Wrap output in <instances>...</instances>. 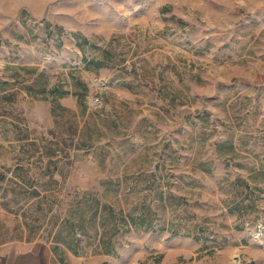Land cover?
<instances>
[{
    "label": "rangeland",
    "instance_id": "1",
    "mask_svg": "<svg viewBox=\"0 0 264 264\" xmlns=\"http://www.w3.org/2000/svg\"><path fill=\"white\" fill-rule=\"evenodd\" d=\"M0 264H264V0H0Z\"/></svg>",
    "mask_w": 264,
    "mask_h": 264
}]
</instances>
